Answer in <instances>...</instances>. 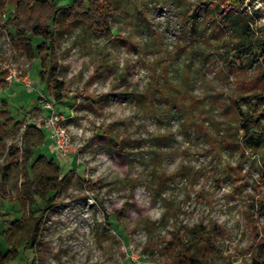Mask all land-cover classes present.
<instances>
[{"label": "rangeland", "instance_id": "374dc122", "mask_svg": "<svg viewBox=\"0 0 264 264\" xmlns=\"http://www.w3.org/2000/svg\"><path fill=\"white\" fill-rule=\"evenodd\" d=\"M14 2L0 0V70L13 63L33 84L0 83V230L20 216L23 178L14 162L22 127L13 123L42 127L47 139L32 158L57 161L62 182L40 240L11 264L261 259L264 138L243 143L235 101L264 92V56L231 49L244 32L264 39V0H102L110 34L56 21L50 61L57 71L46 83L39 57L12 42L13 29L3 25ZM29 38L35 46L38 38ZM44 97L70 136L65 155L43 127ZM199 225L204 231L195 236ZM7 249L0 237V259Z\"/></svg>", "mask_w": 264, "mask_h": 264}, {"label": "trees", "instance_id": "16d2710c", "mask_svg": "<svg viewBox=\"0 0 264 264\" xmlns=\"http://www.w3.org/2000/svg\"><path fill=\"white\" fill-rule=\"evenodd\" d=\"M101 1L71 0L65 5H59L55 0H15L13 16L8 17L3 25L13 29L12 42L19 44L28 56L39 57L41 70L38 76L42 83L48 82L57 71V64L51 62L50 57L55 54L57 43L53 28L59 18L64 17L68 23L82 22L110 34L109 25L100 6ZM201 1H224L231 6L243 2V0ZM29 35L38 38L35 46ZM244 49L252 50L255 56H264V39L254 40L249 33L244 32L231 50L235 51L236 56V53ZM224 61L228 62V59L225 58ZM4 75V71L0 70V83L3 82ZM54 82L56 88L62 87L60 81ZM55 98L60 100L62 95L57 92ZM235 105L243 143L250 147L256 146L264 138V92L245 95L236 100ZM1 116L6 125L12 123L6 111L1 112ZM13 125L22 127L19 135L20 157L14 162L22 169L23 181L15 200L20 216L0 230V237L8 246L7 251L1 255L0 264L15 262L20 252L31 249L33 244L40 240L45 214L56 204L62 182L61 169L57 161L44 154L32 158L33 149L44 144L47 139L43 129L39 125L24 121ZM33 208H36L35 212ZM203 231L199 225L195 227L193 233L195 236H201ZM250 264H264V255L261 259H253Z\"/></svg>", "mask_w": 264, "mask_h": 264}, {"label": "built area", "instance_id": "2783aa9c", "mask_svg": "<svg viewBox=\"0 0 264 264\" xmlns=\"http://www.w3.org/2000/svg\"><path fill=\"white\" fill-rule=\"evenodd\" d=\"M4 68L7 69L4 80L9 84L12 82H20L26 87H30L32 85L31 80L28 77V73L26 74L23 70L21 71L20 69H17L15 64L8 62L4 65ZM41 101L43 102V106L49 110L48 114L44 118L43 127L47 131V136L52 140L56 150L62 155H65L68 152L70 136L64 127L58 125V119L54 115V107L52 106V103L45 97Z\"/></svg>", "mask_w": 264, "mask_h": 264}]
</instances>
